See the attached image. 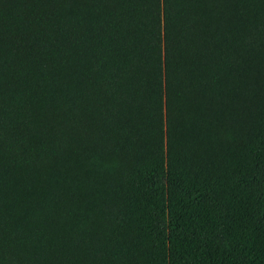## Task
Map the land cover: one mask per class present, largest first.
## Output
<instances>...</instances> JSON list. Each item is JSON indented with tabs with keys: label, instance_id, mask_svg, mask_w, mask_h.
Listing matches in <instances>:
<instances>
[{
	"label": "trees",
	"instance_id": "obj_1",
	"mask_svg": "<svg viewBox=\"0 0 264 264\" xmlns=\"http://www.w3.org/2000/svg\"><path fill=\"white\" fill-rule=\"evenodd\" d=\"M0 264H264V0H0Z\"/></svg>",
	"mask_w": 264,
	"mask_h": 264
}]
</instances>
